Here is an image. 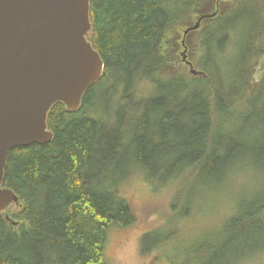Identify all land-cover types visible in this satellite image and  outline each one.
I'll use <instances>...</instances> for the list:
<instances>
[{"label":"trees","instance_id":"trees-1","mask_svg":"<svg viewBox=\"0 0 264 264\" xmlns=\"http://www.w3.org/2000/svg\"><path fill=\"white\" fill-rule=\"evenodd\" d=\"M214 13L186 37L188 61L203 73L191 75L184 31ZM90 18L104 74L77 112L51 108L52 142L9 154L4 186L23 207L0 215V264H110L111 234L137 222L119 196L136 169L168 192L190 174L217 173L218 189L231 187L252 168L264 190V0H91ZM248 190L219 203L229 236L173 261L164 247L176 234L164 222L159 239L142 238L144 253L157 250L165 264H217L250 235L264 251V194L250 201ZM171 203L172 220L191 212Z\"/></svg>","mask_w":264,"mask_h":264},{"label":"water","instance_id":"water-1","mask_svg":"<svg viewBox=\"0 0 264 264\" xmlns=\"http://www.w3.org/2000/svg\"><path fill=\"white\" fill-rule=\"evenodd\" d=\"M91 0H0V215L20 197L4 186L8 156L16 148L53 141L51 107L69 113L103 76L105 65L89 38ZM205 15L184 31L181 53L191 75L203 74L188 61L186 37Z\"/></svg>","mask_w":264,"mask_h":264},{"label":"rangeland","instance_id":"rangeland-1","mask_svg":"<svg viewBox=\"0 0 264 264\" xmlns=\"http://www.w3.org/2000/svg\"><path fill=\"white\" fill-rule=\"evenodd\" d=\"M226 47V52H233L231 43ZM262 54L260 67L257 69L258 75L264 72V53ZM134 172L135 176L120 185L119 196L131 203L137 215V222L124 231L116 230L111 234L106 251L110 264H165L166 261L157 250L145 254L142 245V238L147 234L151 233L155 240L159 239L157 229H160L164 222L163 229L176 234L165 244L164 255L176 261L177 255L182 252L180 258H188L185 253L187 249H205L211 246L210 237L218 239L230 235L222 229L229 222L223 220L226 213L220 208L219 203L222 200H228L233 205L244 186L249 188L250 201L264 194V190L259 188V176L252 168L243 170L239 174L238 182L231 187L224 186L220 189V177L217 173L183 176L178 180L181 183L179 186H172L173 196L170 194L171 190L167 192L161 188L159 182L149 179L141 170L136 169ZM171 202L178 207L181 214L191 211L188 217L172 220ZM252 238L250 235L247 240H243V245L235 252L219 253L216 263L264 264V251L258 250V245Z\"/></svg>","mask_w":264,"mask_h":264},{"label":"bare ground","instance_id":"bare-ground-1","mask_svg":"<svg viewBox=\"0 0 264 264\" xmlns=\"http://www.w3.org/2000/svg\"><path fill=\"white\" fill-rule=\"evenodd\" d=\"M120 4V3H119ZM113 9H114V7H113ZM133 12V11H132ZM149 24V23H148ZM155 42V41H154ZM138 47V46H137ZM136 53V52H135ZM140 53V52H139ZM135 56V55H134ZM133 56V57H134ZM116 60V59H115ZM130 63V62H129ZM131 64V63H130ZM208 64H209V62H208ZM113 65V64H112ZM128 66V65H127ZM149 71V70H148ZM169 84V83H168ZM174 92V91H173ZM178 92V91H177ZM171 94V93H170ZM172 96V95H171ZM203 104V103H202ZM91 124V123H90ZM63 131V130H62ZM242 131V130H241ZM113 140V139H112ZM58 153V152H57ZM89 159V158H88ZM168 164V163H167ZM174 165H176V164H174ZM92 191V190H91ZM99 196V195H98ZM230 242V241H229ZM19 255V254H18ZM214 256V255H213ZM218 257V256H217ZM38 260V259H37ZM225 261V260H224Z\"/></svg>","mask_w":264,"mask_h":264}]
</instances>
